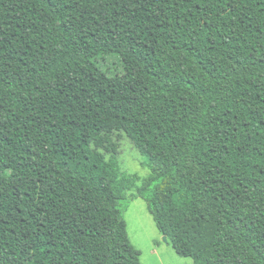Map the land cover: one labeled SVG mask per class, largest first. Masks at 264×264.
I'll return each mask as SVG.
<instances>
[{"label":"trees","instance_id":"trees-1","mask_svg":"<svg viewBox=\"0 0 264 264\" xmlns=\"http://www.w3.org/2000/svg\"><path fill=\"white\" fill-rule=\"evenodd\" d=\"M137 198L193 264H264V0H0V264H140Z\"/></svg>","mask_w":264,"mask_h":264},{"label":"rangeland","instance_id":"rangeland-1","mask_svg":"<svg viewBox=\"0 0 264 264\" xmlns=\"http://www.w3.org/2000/svg\"><path fill=\"white\" fill-rule=\"evenodd\" d=\"M102 68L109 73L120 71L118 60L108 58ZM98 151L106 159L113 157L121 174L136 175L144 179L148 170L141 166L142 160L130 140L123 133H115L104 138V145ZM134 194V191L128 195ZM127 235L131 244L140 253V264H193L190 258H182L174 253L157 231L145 202L133 200L123 213Z\"/></svg>","mask_w":264,"mask_h":264},{"label":"water","instance_id":"water-1","mask_svg":"<svg viewBox=\"0 0 264 264\" xmlns=\"http://www.w3.org/2000/svg\"><path fill=\"white\" fill-rule=\"evenodd\" d=\"M162 240H163V242H166V238L165 237H163Z\"/></svg>","mask_w":264,"mask_h":264}]
</instances>
